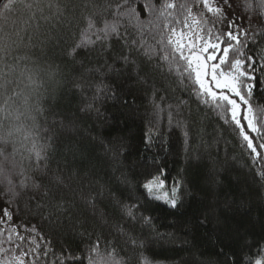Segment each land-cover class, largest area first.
I'll use <instances>...</instances> for the list:
<instances>
[{
    "label": "trees",
    "instance_id": "obj_1",
    "mask_svg": "<svg viewBox=\"0 0 264 264\" xmlns=\"http://www.w3.org/2000/svg\"><path fill=\"white\" fill-rule=\"evenodd\" d=\"M119 2L55 0L62 14L45 7L44 15L50 19H41L37 13L26 32L22 29L29 13L22 4L6 13V19L0 18V34L11 36L9 50L0 54V71L11 81L9 94L31 95L33 108L38 105L43 109L42 114L33 115L41 137L52 136L54 149L46 175L37 179L47 195L39 190L17 189L15 208H10L12 221H4L0 227V247L19 255L25 264H50L64 252L83 260L97 236L101 237V247L114 248L124 264H145L143 258L148 264H232L229 257L235 264H243L242 257L260 258L258 249L264 245V179L258 172L264 171V163L253 167L235 125L226 124L216 110L196 101L190 82H181L183 62L178 56L173 54L167 62L157 59L156 63L162 65L157 68L142 54L146 50L164 54L165 48L158 42L161 33H167L163 18L145 28L142 35L134 22L121 19V38L113 37L110 48L103 50L97 44L68 55L86 27L85 18L92 16L98 25L102 19L111 21ZM152 2L159 7L184 0ZM249 2L255 9L258 0ZM188 3L194 14L203 12L206 17L202 28H211L216 35L225 27H214L215 18L198 0ZM244 4L245 0H231L225 12L241 28L257 33L256 44H249L245 51L257 59L259 68L264 54V13H248ZM137 8L141 20L149 19L139 5ZM168 11L178 16L175 9ZM17 32L24 37L22 43L17 40ZM125 55L135 63L125 65L117 58ZM137 74L147 84L137 79ZM28 75L40 85L35 92ZM254 83L251 100L258 111L264 109V71L256 72ZM97 84L106 85L115 98L103 94L97 97ZM157 105L163 109L159 118ZM22 122L25 129L31 128V120L22 118ZM10 124L5 122L6 126ZM30 146L21 133L15 161L29 171V161L24 157L29 155ZM6 151L11 153L12 146ZM161 170L167 184L180 179L186 186L182 206L176 209L162 201L148 200L142 188ZM90 195L95 197L94 205L87 203ZM0 197L11 199L3 186ZM137 200L147 205L139 212L152 218L151 226L122 214L124 204ZM128 236L136 245L128 241ZM48 249L56 255L50 252L48 257L42 256Z\"/></svg>",
    "mask_w": 264,
    "mask_h": 264
},
{
    "label": "snow or ice",
    "instance_id": "obj_2",
    "mask_svg": "<svg viewBox=\"0 0 264 264\" xmlns=\"http://www.w3.org/2000/svg\"><path fill=\"white\" fill-rule=\"evenodd\" d=\"M196 2L197 0H193V4ZM198 2L215 18L212 21L214 27L216 24L225 26L218 30L219 34L214 35L211 28L204 29L201 27L206 17L203 12L198 15L194 14L193 6L188 3V0H184L178 5L172 2L164 3L159 7L152 0H149L148 3H143V0H120L113 9L114 19L111 21L102 19L98 25L92 16L85 18L86 27L81 30L80 39L73 45L68 55L74 56L77 49H87L97 44L103 50L110 48V40L113 37L121 38L119 31L121 19H127L129 23L134 22L142 35L145 28L163 18L167 33H161L158 42L164 46V54L156 55L148 50L142 54L153 64V67L157 68L162 66L156 63L157 59L167 62L173 54L178 56L179 61L183 62V71L177 69L181 82L189 81L191 84L190 91L197 102L216 110L226 124L235 125L245 142L243 147L249 150L253 167H257L264 163V109L255 110L251 98L255 87L256 72L258 70L264 71V54L260 56L258 68L257 59L245 51L249 44H256L257 33L249 28H241L235 21L229 20L225 6L230 7L231 0H198ZM16 4H22L29 13V18L24 21L25 27L22 29L25 32L27 27L31 26L32 21L37 19V13L40 14L41 19H50L44 15L45 7L49 10L55 8L56 12L60 14L63 12L55 0H30V2L28 0H7L0 8V18L6 19V13L12 11ZM137 5L148 14L149 19L146 21L140 19V11ZM244 6L248 13L254 10H260L261 13H264V0H258L255 9L249 0H245ZM168 9H175L178 16H173V13L169 12ZM36 27H39L38 23ZM16 37L19 42H23L24 37L21 36L20 32L16 33ZM10 40L11 36L8 33L0 34V54L9 50ZM12 43H16V41H12ZM124 43L127 46L128 42L125 41ZM135 43L133 41V44ZM168 48L171 49L170 52L167 51ZM117 58L125 65L135 63L127 55ZM168 70L172 71L171 68ZM6 76V73L0 71V186L5 188L6 195L11 199L6 201L4 197H0V205L5 203L9 205L8 207H0V217L3 218L0 219V227L3 226L4 221H12L13 211L10 208H15L14 201L19 195L17 189L20 191L25 189L39 190L43 195H47V189L37 183V179L46 175L51 158L50 153L54 151L52 136L41 137L36 116L33 115V112L42 114L43 109L38 105L33 108L30 104L31 95H23L15 91L9 94L11 81ZM27 79L35 85L33 92L37 91L40 85L31 75H28ZM137 79L147 84V81L143 80L139 74H137ZM95 90L97 97L103 94L115 98L112 90L106 85L97 84ZM88 107L91 108L92 106L88 105ZM170 107L171 105H169ZM161 111L163 109L157 105L158 118ZM170 117L171 113H169ZM22 118L32 121L30 129H25ZM6 121H10L11 124L6 126ZM45 131L47 130L45 129ZM21 133H23V139L31 145L27 148L29 155L24 157L29 161L31 171L24 168L22 163L15 161V155L19 153L16 143ZM184 135L187 137L186 131ZM9 145L13 149L11 153L6 151ZM258 175L264 179V171L258 172ZM57 181L62 183L59 177H57ZM142 188L148 200L162 201L172 209L182 206L183 196L186 193V186L180 179L174 180L171 184H166V176L162 170L153 175L151 179L146 180L142 184ZM94 201L95 197L91 195L87 199V203L90 205H94ZM146 206L145 203L137 200L136 203L124 204L121 211L129 220L135 221L139 218L143 224L151 226L152 218L139 212L141 207ZM62 208L63 205H61ZM119 230L123 233L122 228ZM12 232L16 233L17 229L13 227ZM19 238L24 239L23 236ZM8 241L11 242V235L8 236ZM128 241L136 245L133 237L128 236ZM15 247L19 246L15 245ZM50 252L52 255H56L51 249L43 251L41 255L48 257ZM258 254L260 258L254 260L251 257H242L243 264H264V245L260 246ZM0 255H3L0 264H14V261L15 264H25L19 255H15L8 248L0 247ZM24 255H27V252ZM143 259L145 264H148L146 258ZM229 259L232 260V264H235L232 257ZM66 260L67 264H84V260L87 261V264H124L122 259L117 258L114 248L109 245L101 247V237L99 236L86 249L83 260L64 252L57 256L56 260L50 261V264H65Z\"/></svg>",
    "mask_w": 264,
    "mask_h": 264
},
{
    "label": "water",
    "instance_id": "obj_3",
    "mask_svg": "<svg viewBox=\"0 0 264 264\" xmlns=\"http://www.w3.org/2000/svg\"><path fill=\"white\" fill-rule=\"evenodd\" d=\"M6 0H0V8L2 7L3 3H5Z\"/></svg>",
    "mask_w": 264,
    "mask_h": 264
},
{
    "label": "rangeland",
    "instance_id": "obj_4",
    "mask_svg": "<svg viewBox=\"0 0 264 264\" xmlns=\"http://www.w3.org/2000/svg\"><path fill=\"white\" fill-rule=\"evenodd\" d=\"M167 184V183H166Z\"/></svg>",
    "mask_w": 264,
    "mask_h": 264
}]
</instances>
